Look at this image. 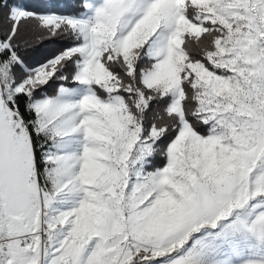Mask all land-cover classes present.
<instances>
[{
    "label": "snow or ice",
    "instance_id": "snow-or-ice-1",
    "mask_svg": "<svg viewBox=\"0 0 264 264\" xmlns=\"http://www.w3.org/2000/svg\"><path fill=\"white\" fill-rule=\"evenodd\" d=\"M0 264H264V0H0Z\"/></svg>",
    "mask_w": 264,
    "mask_h": 264
},
{
    "label": "trees",
    "instance_id": "trees-1",
    "mask_svg": "<svg viewBox=\"0 0 264 264\" xmlns=\"http://www.w3.org/2000/svg\"><path fill=\"white\" fill-rule=\"evenodd\" d=\"M24 2L28 3L31 7H36L41 4H57L62 10L64 8V5L71 4L72 0H24ZM56 47L57 45L52 44L45 45L44 47L40 48L35 53L36 59H42L45 55H51Z\"/></svg>",
    "mask_w": 264,
    "mask_h": 264
}]
</instances>
